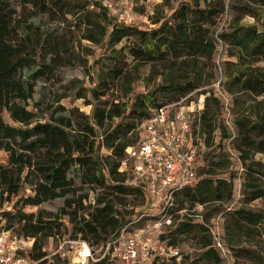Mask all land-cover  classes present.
<instances>
[{
  "label": "trees",
  "instance_id": "trees-1",
  "mask_svg": "<svg viewBox=\"0 0 264 264\" xmlns=\"http://www.w3.org/2000/svg\"><path fill=\"white\" fill-rule=\"evenodd\" d=\"M223 17L226 25L218 28ZM245 18L252 23H243ZM82 40L104 47L105 54L94 60L93 85L75 89L76 98L90 105L89 113L64 106L45 113L39 101H32L37 82L50 81L61 68L79 66L84 72L75 52ZM218 46L226 58L218 65L219 84L234 109L228 127L233 132L218 119L219 101L207 88ZM143 67L155 83L145 93L130 94ZM190 94L204 96L190 123L191 141L209 151L196 181L174 193L176 208L172 203L167 215L186 212L176 215L175 228L158 239L171 247L174 236L193 239L202 251L186 264H219L208 227L187 214L196 205L206 209L205 223L223 214L230 238L264 224V184L254 182L261 169L252 161L254 155L264 158V0H159L148 27L117 21L99 0H0V151L6 155L0 163V203L15 198L10 209H0V231L30 241L22 255L37 264H58L46 259L43 242L60 234L63 217L70 225L67 238L92 249L134 216L148 214L126 210L134 202L145 207L147 196L125 184L119 161L125 148L139 141L137 128L152 110ZM56 111L65 115L53 117ZM221 141L232 144L243 169L242 205L259 201L257 211L222 208L231 199L232 182L221 176L227 168ZM101 147L108 152L103 158L97 155ZM73 171L78 186L69 177ZM83 187L96 191L93 204L86 201ZM58 198L63 203L56 213L22 210ZM231 251L238 262H262L256 249ZM175 258L154 257L150 264H172Z\"/></svg>",
  "mask_w": 264,
  "mask_h": 264
},
{
  "label": "built area",
  "instance_id": "built-area-1",
  "mask_svg": "<svg viewBox=\"0 0 264 264\" xmlns=\"http://www.w3.org/2000/svg\"><path fill=\"white\" fill-rule=\"evenodd\" d=\"M99 2L117 21L139 26V16L128 0H118L117 4L111 0ZM202 98L203 95L190 94L152 110L137 128L139 141L125 148L119 161V170L126 176L125 184L145 191L148 206L155 205L158 209L155 215L134 216L92 249L80 239H62L58 251L67 264H150L154 257L178 256L174 247L166 246L158 238L161 229L169 224L166 214L174 193L197 179L196 146L200 143H192L190 123L202 109ZM140 221L142 225H136ZM30 243L11 237L8 231H0V264H37L22 255Z\"/></svg>",
  "mask_w": 264,
  "mask_h": 264
},
{
  "label": "rangeland",
  "instance_id": "rangeland-1",
  "mask_svg": "<svg viewBox=\"0 0 264 264\" xmlns=\"http://www.w3.org/2000/svg\"><path fill=\"white\" fill-rule=\"evenodd\" d=\"M113 3L117 4L118 0H111ZM132 11L139 16L137 21L140 27H148L150 24V16L152 15V11L154 9V2L152 0H128ZM119 6V5H117ZM243 23L250 24L252 20L250 18H245ZM226 25V18L223 17L218 24V28ZM76 55L78 56L81 64L85 65L84 72H87L86 75L82 71V68L76 66L75 68H61L58 69L53 78L47 82H37L35 87V94L32 96V101H39L41 103V108L45 113L55 109L56 107L64 106L65 108H76L78 111L82 112L84 115H87L90 111V105H85V101L82 98H76L75 89L78 87H91L94 82V74L92 73L93 69H97L98 65L94 62L97 57H104L102 54L104 53V47L99 48L98 46L91 45L87 41H80L75 48ZM101 62H104V58H100ZM223 54V49L218 46L216 52L213 57V61L215 63V71L214 78L211 81V84L207 87L211 89L212 95L216 97L220 104L218 119H220L223 125L231 126L230 121L232 119V113H234V109L232 108V104L230 102V97L222 90L219 82L222 80V76L218 70V65L221 61L225 60ZM103 64H101L102 66ZM94 67V68H93ZM93 68V69H92ZM148 69L147 67L140 68L137 72V75L134 77V81L130 84V94H139L145 93L148 91L150 84H154L155 81L147 78ZM204 75V79H205ZM75 85V88L72 86ZM129 93L126 94V98L129 97ZM195 96V95H194ZM197 97V96H196ZM204 98V96H203ZM202 98V100H203ZM64 112L56 111L53 113V117L64 116ZM45 118V116H44ZM4 120L11 124L7 116L4 114ZM227 123V124H226ZM231 129V128H230ZM229 129V131H230ZM230 132H233L231 129ZM217 142V140H216ZM221 146L226 154L227 160V168L223 170L222 177L228 178L232 182V196L230 201L225 203L222 208L225 211H231L241 208H248L251 211H257L259 209L260 202L254 201L250 203L248 206H243L241 203V195L240 191L242 189L243 182V169L240 165V161L238 159V154L235 149L232 147L228 141H221ZM196 160L198 162V168L204 165L203 158L205 154L209 151V149H205L199 146H196ZM107 150L104 148H99L97 150V155L99 158H103L107 155ZM6 155L0 151V163L5 161ZM252 161L256 163V168L261 169V174H254V182L259 184H264V158L260 155L252 156ZM69 177L73 178V182L76 186L79 185L78 179L76 178L75 172H71ZM82 193H87L86 201L88 203L93 204L96 191H89L86 187L81 188ZM80 192V193H81ZM27 193V192H25ZM15 198H13L9 202L0 203V209L7 210L10 209L12 203ZM147 201V200H146ZM63 198L54 199L52 201L42 203L38 207H23L22 210L24 213H35L37 209H42L50 213H56L59 207L62 206ZM135 203V202H134ZM128 204L126 210L130 211L131 214H136L137 211H145L148 214H154L157 212V207L155 205L148 206L147 203L141 206H135V204ZM132 210H130L131 208ZM173 209L176 208V204L173 203ZM171 207V208H172ZM169 212V211H168ZM186 210H181L179 213L175 211L171 213L169 216V224H166L162 229L160 234L166 235L171 232L174 228L178 219L172 220L176 215L180 218V215L185 213ZM206 212V209L201 206H194L187 214L194 223H203L208 227V233L210 235V241L212 242L211 246L214 248L219 257V264H252L246 261H236L231 249L238 247H247L249 249H256L258 254L261 257V263L264 264V228L262 226L255 227H246L240 233L239 237H226L224 233V215L219 214L215 215L211 219L205 223L202 221V215ZM129 215V214H127ZM63 227L60 228V234L46 239L43 244V248L45 251L46 259L48 261H57L58 264H67L65 257L61 256V251H58V246L62 242V239L68 237L70 225L66 222V217L62 218ZM3 221H0V230L3 228ZM142 225V224H141ZM140 225V226H141ZM139 226V225H138ZM16 226H13L10 229L12 232L15 231ZM14 233V232H13ZM111 236V235H110ZM233 240L235 243L230 242ZM173 247L178 251V256L173 260L172 264H186L187 260H192L193 257L198 256L202 251L197 247V243L193 241V239H189L186 237L174 236L173 238ZM28 246V245H26ZM27 248V247H26ZM28 250V248H27ZM26 250V251H27ZM25 251V253H26ZM163 264V263H160Z\"/></svg>",
  "mask_w": 264,
  "mask_h": 264
}]
</instances>
